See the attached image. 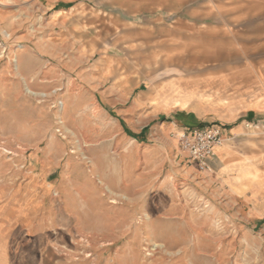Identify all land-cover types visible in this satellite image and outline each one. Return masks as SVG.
I'll return each instance as SVG.
<instances>
[{
	"label": "rangeland",
	"instance_id": "rangeland-1",
	"mask_svg": "<svg viewBox=\"0 0 264 264\" xmlns=\"http://www.w3.org/2000/svg\"><path fill=\"white\" fill-rule=\"evenodd\" d=\"M60 1L0 0V203L44 213L36 253L264 264V185L218 183L170 129L264 105V0Z\"/></svg>",
	"mask_w": 264,
	"mask_h": 264
},
{
	"label": "crops",
	"instance_id": "crops-1",
	"mask_svg": "<svg viewBox=\"0 0 264 264\" xmlns=\"http://www.w3.org/2000/svg\"><path fill=\"white\" fill-rule=\"evenodd\" d=\"M149 1H153L155 7L161 3L160 0ZM73 2L72 0H62L59 4L64 3L70 6V3ZM184 117L181 118V121L177 120L179 124L173 123L170 126L172 132L185 128L208 126L207 115L186 111ZM216 118L214 121H218L219 124H215L223 127L225 138L223 144L216 147L215 157L211 161L212 170L210 171L216 175L218 183L222 184L223 182L228 187L264 185V179H261L263 175L259 174L257 164L256 166L254 164L258 152L250 148L252 140L248 137L249 132L258 128L264 130V105L260 101L251 103V105H243L241 108L238 105L218 114ZM183 124H186L187 127ZM173 136L179 141L176 133H173ZM5 208L0 203V264H49L39 252L36 253V250L38 251L42 247L40 244L36 245V239L39 237L36 236V233L42 232V227L45 224L44 213L31 210L20 214L18 211ZM18 233L25 236L19 246L12 243Z\"/></svg>",
	"mask_w": 264,
	"mask_h": 264
},
{
	"label": "built area",
	"instance_id": "built-area-1",
	"mask_svg": "<svg viewBox=\"0 0 264 264\" xmlns=\"http://www.w3.org/2000/svg\"><path fill=\"white\" fill-rule=\"evenodd\" d=\"M178 139L181 150L187 153L198 169L210 171L215 149L224 142V129L218 124L184 129L178 135Z\"/></svg>",
	"mask_w": 264,
	"mask_h": 264
},
{
	"label": "bare ground",
	"instance_id": "bare-ground-1",
	"mask_svg": "<svg viewBox=\"0 0 264 264\" xmlns=\"http://www.w3.org/2000/svg\"><path fill=\"white\" fill-rule=\"evenodd\" d=\"M26 89H27L28 92H30V93H32V94H36V95L38 94V93H36L35 91H33V90L28 86V84H27V86H26ZM63 111H64V110H63ZM108 192H110V191H108ZM146 216L149 217V214H146ZM152 241H153V240H152ZM154 245H155L157 248H159V247H161V248H165L163 244L154 243ZM172 253H173V252H172ZM172 253H171V254H172Z\"/></svg>",
	"mask_w": 264,
	"mask_h": 264
}]
</instances>
